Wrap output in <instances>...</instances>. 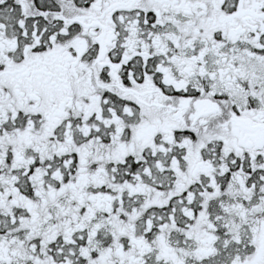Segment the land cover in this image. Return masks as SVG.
I'll return each instance as SVG.
<instances>
[{"label":"snow or ice","instance_id":"6c2138e0","mask_svg":"<svg viewBox=\"0 0 264 264\" xmlns=\"http://www.w3.org/2000/svg\"><path fill=\"white\" fill-rule=\"evenodd\" d=\"M0 264H264V0H0Z\"/></svg>","mask_w":264,"mask_h":264}]
</instances>
